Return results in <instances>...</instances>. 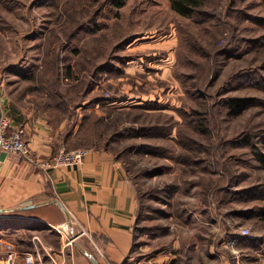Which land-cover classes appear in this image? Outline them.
Listing matches in <instances>:
<instances>
[{
    "label": "rangeland",
    "instance_id": "obj_1",
    "mask_svg": "<svg viewBox=\"0 0 264 264\" xmlns=\"http://www.w3.org/2000/svg\"><path fill=\"white\" fill-rule=\"evenodd\" d=\"M0 82L67 149L115 157L143 257L222 217L240 262L264 264V0H209L187 18L170 0H0Z\"/></svg>",
    "mask_w": 264,
    "mask_h": 264
},
{
    "label": "crops",
    "instance_id": "obj_2",
    "mask_svg": "<svg viewBox=\"0 0 264 264\" xmlns=\"http://www.w3.org/2000/svg\"><path fill=\"white\" fill-rule=\"evenodd\" d=\"M3 82L0 123L8 120L11 128L24 127L33 153L43 160L52 158L64 146L60 128L44 112L10 94ZM4 157H0V237L22 252L38 250L37 264H96L95 259L98 264H144L145 260L253 264L245 257L240 262L235 251L240 239L223 227L232 220L224 222L222 217L214 233L202 229L209 221L202 216L200 226H187V240L179 246L147 257H143L145 251L136 252L137 241L144 239L138 231L136 188L108 151L93 149L80 166L53 169L14 153ZM66 221L68 234H61L56 228ZM232 240H236L235 249L229 243ZM185 242L187 252L178 249ZM19 264H25L24 260L19 259Z\"/></svg>",
    "mask_w": 264,
    "mask_h": 264
},
{
    "label": "built area",
    "instance_id": "obj_3",
    "mask_svg": "<svg viewBox=\"0 0 264 264\" xmlns=\"http://www.w3.org/2000/svg\"><path fill=\"white\" fill-rule=\"evenodd\" d=\"M0 150L7 153L18 154L28 162L39 165L45 169L78 167L83 164L88 154V149L85 148L69 150L63 146L52 158L48 160L40 159L33 153L26 139L25 128L22 126L11 128L8 120H3L0 123ZM68 228L69 223L66 221L60 224L56 229L61 234H68ZM244 233H249V230L245 229ZM71 241L72 239L69 242ZM37 256H40L38 250L35 252H22L17 248L15 243L0 237V264H19V259H23L25 264H37Z\"/></svg>",
    "mask_w": 264,
    "mask_h": 264
},
{
    "label": "trees",
    "instance_id": "obj_4",
    "mask_svg": "<svg viewBox=\"0 0 264 264\" xmlns=\"http://www.w3.org/2000/svg\"><path fill=\"white\" fill-rule=\"evenodd\" d=\"M209 0H170L171 8L182 17H192L195 13L207 5ZM72 70V66L69 67ZM240 97H231L230 104H236ZM232 106V105H231ZM257 159L264 166V153H257ZM264 218V216H263Z\"/></svg>",
    "mask_w": 264,
    "mask_h": 264
},
{
    "label": "water",
    "instance_id": "obj_5",
    "mask_svg": "<svg viewBox=\"0 0 264 264\" xmlns=\"http://www.w3.org/2000/svg\"><path fill=\"white\" fill-rule=\"evenodd\" d=\"M7 155V152H5V151H2V152H0V157H1V159H4L5 157L4 156H6ZM63 205V204H62ZM65 208V207H64ZM95 263L96 264H98V261L95 259Z\"/></svg>",
    "mask_w": 264,
    "mask_h": 264
}]
</instances>
